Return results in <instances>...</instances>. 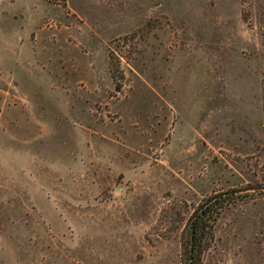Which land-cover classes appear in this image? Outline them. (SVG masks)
I'll use <instances>...</instances> for the list:
<instances>
[{
    "label": "rangeland",
    "instance_id": "374dc122",
    "mask_svg": "<svg viewBox=\"0 0 264 264\" xmlns=\"http://www.w3.org/2000/svg\"><path fill=\"white\" fill-rule=\"evenodd\" d=\"M264 264V0H0V264Z\"/></svg>",
    "mask_w": 264,
    "mask_h": 264
},
{
    "label": "trees",
    "instance_id": "16d2710c",
    "mask_svg": "<svg viewBox=\"0 0 264 264\" xmlns=\"http://www.w3.org/2000/svg\"><path fill=\"white\" fill-rule=\"evenodd\" d=\"M235 197L233 192L211 195L194 208L187 222L183 243L187 264H200L205 249L213 239L217 221Z\"/></svg>",
    "mask_w": 264,
    "mask_h": 264
}]
</instances>
